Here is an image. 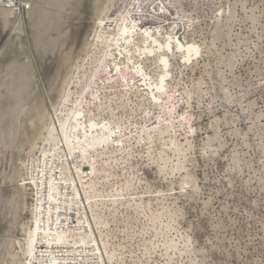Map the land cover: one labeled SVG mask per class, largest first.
<instances>
[{"label": "rangeland", "instance_id": "1", "mask_svg": "<svg viewBox=\"0 0 264 264\" xmlns=\"http://www.w3.org/2000/svg\"><path fill=\"white\" fill-rule=\"evenodd\" d=\"M158 1H144L142 9L145 18L151 22L165 21V31L170 30L169 23L177 21L180 27H177L176 32L181 31L178 34L181 37H176L174 49L169 54L172 64L168 92L148 93L142 87L140 92H131V99H120L125 88L102 87L100 84L107 72L103 67L97 70L99 85L94 84L86 91H90L91 104L85 105L87 108L95 107L97 102L106 101L107 96L116 93L118 97L114 96L111 104L117 117H122L126 124L129 122L130 130L123 129L127 132L122 131L117 137L126 155L113 156L111 150L102 152L101 157L93 155L97 159L96 174L88 180L82 181L78 172L74 171L80 188L86 201V192L95 194L99 191L108 197L125 187L123 200L126 205L128 201L134 200L139 203L142 201L145 205L148 202L151 204V208L146 207L145 211L136 206L119 205V213L115 218L111 203L101 205L98 214L111 223L110 228L104 229L111 232L109 249L125 256L124 261L117 258L113 264H118L116 261L119 264H264V0ZM61 2L33 0L32 8L28 5L19 15H23L22 18L18 16L10 24H0V52L6 53L9 61L20 59L22 63L29 62L13 67L11 76L14 78L9 82L10 90L17 91L15 87L18 81L15 78L20 75H25L24 78L37 75L38 80L40 77L41 82L36 85L40 87L37 91H41L39 93L42 95L38 110L47 106L53 112L52 91L42 80L43 70L39 63L40 45L36 41L39 15L43 12L50 14L61 6ZM130 2L113 0L111 13L128 8ZM56 4H60L59 7ZM156 5L162 7V14L167 11L169 14H158ZM15 25L21 27L19 32H16ZM101 50V46L99 49L94 47L82 75L92 73ZM156 62L150 59L144 66L138 65V69L143 68L150 77L158 78L162 72ZM199 80L202 83L197 85ZM196 85L200 86L199 89ZM2 91L3 94L8 92L3 87ZM189 92H192L191 97ZM94 94L99 98L94 99ZM1 98L0 112L7 115L11 104L9 106L7 103L6 95ZM71 104L69 101L64 102L59 113L55 112L52 117V122L59 127L55 131L56 138L61 137V120L67 118ZM145 109L151 111L147 122L141 117ZM106 110L97 111L101 119L111 117L110 108ZM156 122L157 127H171V138L179 145L186 144V139L191 142L192 149L182 156L185 167L182 171L173 174L170 170L178 163V157L175 158L170 150H166V154L174 159V164L164 165L159 161L157 152L163 144H168L169 137H159L153 130ZM145 125L154 137L143 142L140 147L136 143ZM26 133H23L26 146H23L24 143L21 146L25 150L23 162L29 163L31 158L40 157L41 153L39 150L35 152L34 146H31L34 144V135L28 136ZM44 135L49 136L48 130H44ZM38 145L39 148L44 147V140ZM8 152L4 161L5 169L10 167L13 157L12 149H8ZM87 167L91 166L88 164ZM126 181L127 185L124 183ZM91 185L94 186L93 192ZM29 202L32 204L34 199L30 197ZM151 209L152 212L163 214L161 221H172L173 230L168 232L169 236H184L177 251L169 252L172 255L170 257L165 254L164 246H161L163 239H155V229L151 228L153 224L146 216L147 213L151 214ZM29 218L30 214H27L26 220L29 221ZM156 226L160 227L161 222L156 221ZM126 228H129L127 233L121 232ZM143 229L146 231L143 232ZM98 235L103 244L99 230ZM150 239L155 240V245L145 243ZM188 241L190 246L186 250L184 243ZM103 248L107 253L104 245ZM146 248L151 255L146 254ZM154 248H158L157 251ZM131 259H134V263ZM107 262L111 264L108 257Z\"/></svg>", "mask_w": 264, "mask_h": 264}, {"label": "bare ground", "instance_id": "2", "mask_svg": "<svg viewBox=\"0 0 264 264\" xmlns=\"http://www.w3.org/2000/svg\"><path fill=\"white\" fill-rule=\"evenodd\" d=\"M144 1L131 0L128 8L112 14L111 2L113 0H62L60 7L58 6L60 4H56L58 9L48 8L55 11L50 14L43 12L44 15H39V29L36 33L38 34L36 41L40 45V47L37 46L40 48L39 63L41 62L42 69H40L43 70L42 80L52 91L48 92L51 94L53 112L47 106L38 110L39 100L41 102L39 92L41 91H37L40 87L37 88L36 85L41 79L39 77L38 80L37 75L27 78L23 77L25 75L16 77L17 91L10 90L9 82L14 78L11 76V71L13 67H17L22 62L20 59L9 61L8 55L0 52V78H3L0 82V98L6 95L7 103L9 106L11 104L7 115L0 112V264H108L107 257L113 264L115 263L113 260L117 258L125 259L122 253L109 249L111 232L104 229L110 228L111 223L98 214L101 205L111 203L112 215L115 218L114 216L119 213V205L136 206L137 209L145 211L146 207L151 208V204L148 202L145 205L142 201L139 203L134 200L133 202L128 201L126 205L123 200V191L126 192V190L125 187H121L122 185L119 190L108 197L99 191L95 194L86 192V201L74 171L78 172L82 181L91 179L93 174H96L97 163L93 155L101 157L102 152L107 150H111L113 156L126 153V150L121 148V141H118L117 137L123 129L130 130L129 122L126 124L122 117H117L116 110L111 104L113 97H118V95L115 93L111 97L107 96L106 101L97 102L95 107L87 108L85 105V103L91 104L90 91L88 93L86 91L94 84L99 85L97 81L99 74L96 72L100 67L107 72L100 84L102 87L125 88V92L119 96L120 99H131V92H140L142 87L148 93L168 92L170 83L168 79H171L170 66L172 64L169 54L174 49L176 37H181L178 35L181 31L176 32L177 21L169 23L171 24L170 30L165 31V21L147 20L142 9ZM32 2L33 0H0V24L1 22L10 24V21L21 15L28 5L32 8ZM161 8H157L158 14L160 12L162 14ZM17 26L15 27L17 31H15L19 32L21 27ZM7 28L4 27L5 30ZM100 46L102 47L101 56L96 59L95 63L93 62L95 65L92 67V73L86 72L82 75L89 56L92 57L91 51L94 47L99 49ZM150 59L157 61L162 72L158 78L150 77V74L143 68L138 69ZM201 81L199 80L197 85H200ZM2 87L8 91L7 94L6 92L3 94ZM188 95L191 97L192 92ZM96 98L99 96L94 94V99ZM68 101L72 102L71 109L67 118L61 120V137L56 138L55 131L59 127L52 122V117L55 112L59 113L62 104ZM7 103L3 104L7 105ZM108 108L111 110V117L101 119L97 111ZM150 113V110L145 109L141 117L147 122ZM44 130H48L49 136L45 137ZM142 130L136 143L139 146L151 140L153 136L147 125ZM153 130L161 138L169 137L168 144H163L157 152L159 161L164 165L174 164V159L166 154V150H170L175 158L178 157V160L176 159L178 163L170 169L172 173L185 169L182 156L192 149L191 142L186 139V144L179 145L171 138L172 128L157 127V122L154 123ZM24 132L34 135V144L31 146H34L35 152L39 150L41 153L40 157L31 158L29 163L23 162L25 150L21 145L24 143V146L26 143L23 142ZM126 132L125 130L124 133ZM42 140L45 146L39 148L38 144ZM112 146L113 149H111ZM8 149H12L14 158L10 154L12 162L10 167L5 169L4 161L9 154ZM88 164L90 168L87 167ZM107 165L110 166L109 163ZM130 180H132L131 177ZM127 181L124 182L126 185ZM91 190L92 192L94 190L92 185ZM30 197L34 199L32 204L29 202ZM150 213L146 216L151 225L153 224L151 228L155 229L156 238H154L163 239L161 246H164L165 254L170 257L169 252L177 251L184 236L171 237L173 234L169 236L168 232L173 230L172 221H161L163 215L161 212H152L151 209ZM27 214H30L29 221L26 220ZM156 221L161 222L160 227L156 226ZM146 230L143 229V232ZM128 231L129 228H126L121 232L127 233ZM145 243L155 245V240H146ZM189 243L190 241L184 243L186 250H189ZM103 245L107 248V253L104 252ZM145 250L146 254L151 255L148 248ZM131 260L134 263V259ZM116 262L119 264V261Z\"/></svg>", "mask_w": 264, "mask_h": 264}]
</instances>
